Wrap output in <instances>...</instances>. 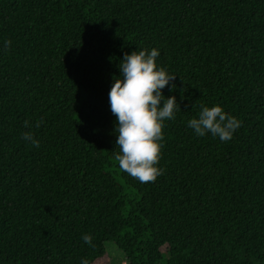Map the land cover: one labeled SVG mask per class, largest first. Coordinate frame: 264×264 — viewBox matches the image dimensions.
Listing matches in <instances>:
<instances>
[{
    "label": "trees",
    "instance_id": "trees-1",
    "mask_svg": "<svg viewBox=\"0 0 264 264\" xmlns=\"http://www.w3.org/2000/svg\"><path fill=\"white\" fill-rule=\"evenodd\" d=\"M153 48L181 111L141 183L109 92ZM201 105L241 122L230 141L187 126ZM108 243L127 264H264V0H0V264H107Z\"/></svg>",
    "mask_w": 264,
    "mask_h": 264
},
{
    "label": "clouds",
    "instance_id": "clouds-1",
    "mask_svg": "<svg viewBox=\"0 0 264 264\" xmlns=\"http://www.w3.org/2000/svg\"><path fill=\"white\" fill-rule=\"evenodd\" d=\"M11 41H5L9 48ZM159 50H136L125 54L119 65L122 77L114 78L109 92L111 113L116 117V145L119 149L115 155L119 169L141 183L155 182L164 174L159 167L164 148V127L166 120H174L177 111H181L175 96L165 98L163 90L173 83L177 76L157 63ZM198 118L188 120L187 126L195 134L203 137L211 133L223 142L230 141L241 122L225 113L219 106L201 105ZM41 122L37 123V127ZM26 128L29 122L25 121ZM22 138L39 147V141L31 132L22 134ZM93 237L89 234L82 240L92 246ZM81 264H89L82 259Z\"/></svg>",
    "mask_w": 264,
    "mask_h": 264
},
{
    "label": "rangeland",
    "instance_id": "rangeland-1",
    "mask_svg": "<svg viewBox=\"0 0 264 264\" xmlns=\"http://www.w3.org/2000/svg\"><path fill=\"white\" fill-rule=\"evenodd\" d=\"M107 252V264H127L126 258L113 243L105 245Z\"/></svg>",
    "mask_w": 264,
    "mask_h": 264
}]
</instances>
